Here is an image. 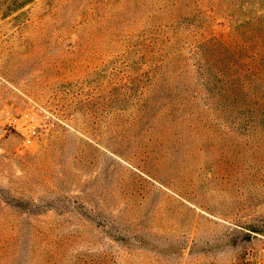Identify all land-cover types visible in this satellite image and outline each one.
I'll return each instance as SVG.
<instances>
[{"label": "rangeland", "instance_id": "374dc122", "mask_svg": "<svg viewBox=\"0 0 264 264\" xmlns=\"http://www.w3.org/2000/svg\"><path fill=\"white\" fill-rule=\"evenodd\" d=\"M30 100L59 121L0 156V264L264 251V0H0V101Z\"/></svg>", "mask_w": 264, "mask_h": 264}, {"label": "built area", "instance_id": "2783aa9c", "mask_svg": "<svg viewBox=\"0 0 264 264\" xmlns=\"http://www.w3.org/2000/svg\"><path fill=\"white\" fill-rule=\"evenodd\" d=\"M55 115L33 100L22 108L0 101V156L7 154L10 148L24 154L35 140L57 127L59 120ZM245 264H264V251L249 252Z\"/></svg>", "mask_w": 264, "mask_h": 264}, {"label": "trees", "instance_id": "16d2710c", "mask_svg": "<svg viewBox=\"0 0 264 264\" xmlns=\"http://www.w3.org/2000/svg\"><path fill=\"white\" fill-rule=\"evenodd\" d=\"M228 50H229V46H228V44L226 42L219 41V40H214L207 49L204 48V53H205V56H206L207 60L209 61V57L208 56L210 54H213L215 52L223 54L225 52H228ZM207 77L208 76L206 74H205V76H203V80H204L203 83H204V86L206 88L208 86V78Z\"/></svg>", "mask_w": 264, "mask_h": 264}]
</instances>
